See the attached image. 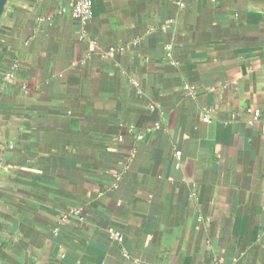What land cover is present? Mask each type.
<instances>
[{"label":"crops","instance_id":"1","mask_svg":"<svg viewBox=\"0 0 264 264\" xmlns=\"http://www.w3.org/2000/svg\"><path fill=\"white\" fill-rule=\"evenodd\" d=\"M70 1L0 22V264H264V0Z\"/></svg>","mask_w":264,"mask_h":264},{"label":"built area","instance_id":"2","mask_svg":"<svg viewBox=\"0 0 264 264\" xmlns=\"http://www.w3.org/2000/svg\"><path fill=\"white\" fill-rule=\"evenodd\" d=\"M70 8L73 16L79 20L81 23L86 24L93 18V0H71L70 1ZM171 49L172 47L169 46ZM14 70L10 71L8 73V78H12L14 76V71L18 69L17 63L14 64L13 67ZM190 88L189 86H187ZM260 116L259 113H256L254 115V118L257 119ZM205 121H211V118L209 116H205ZM182 155V152L180 150L176 151V157L180 159ZM178 166H181V163L178 162ZM5 171L4 164L0 161V195H1V189H2V176ZM113 236L117 237L119 236L118 233L113 232Z\"/></svg>","mask_w":264,"mask_h":264},{"label":"water","instance_id":"3","mask_svg":"<svg viewBox=\"0 0 264 264\" xmlns=\"http://www.w3.org/2000/svg\"><path fill=\"white\" fill-rule=\"evenodd\" d=\"M7 4H8V0H0V22L2 20L3 15H4Z\"/></svg>","mask_w":264,"mask_h":264}]
</instances>
